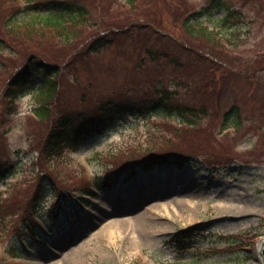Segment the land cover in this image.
Returning a JSON list of instances; mask_svg holds the SVG:
<instances>
[{"label":"rangeland","instance_id":"1","mask_svg":"<svg viewBox=\"0 0 264 264\" xmlns=\"http://www.w3.org/2000/svg\"><path fill=\"white\" fill-rule=\"evenodd\" d=\"M78 1L88 20L69 42L20 31L32 10L15 15L17 30L8 33L7 18L16 9L0 6V259L14 245L24 264H264V0L228 1L243 32L236 42L185 32L186 15L206 0ZM202 23L211 27L212 21L203 17ZM100 37L110 44L87 51ZM31 58L59 70L54 120L99 116L109 101L150 112L159 96L174 93L172 101L191 109L196 123L155 112L122 114L76 152L40 158L54 120L32 116L35 100L25 87L4 98L12 76ZM42 69L34 68L33 83ZM232 108L239 127L226 126ZM174 157L183 165L175 166ZM148 163L154 164L143 171ZM103 176L117 186L91 200L81 195ZM229 204L246 212H224ZM192 227L188 248L178 249L173 237Z\"/></svg>","mask_w":264,"mask_h":264},{"label":"trees","instance_id":"2","mask_svg":"<svg viewBox=\"0 0 264 264\" xmlns=\"http://www.w3.org/2000/svg\"><path fill=\"white\" fill-rule=\"evenodd\" d=\"M26 5L22 8L21 5L16 7L15 0H0V6L8 7V9H16L15 13L9 15L7 25V32L15 34L17 27L14 26V16L21 15L24 10H32L33 18L31 21L22 22L24 28L19 29L25 31L28 35L41 36L43 33H49L57 37L62 42H69L74 40L77 30L84 25L88 20V10L78 0H22ZM229 0H206L205 4L195 12L187 14L183 20V28L185 32L192 38L204 39L207 42H217L218 37L230 41H239L243 32L237 22H234L236 11L227 4ZM132 6L134 0H126ZM217 11H223V16L213 18V14ZM18 13V14H17ZM19 15V16H20ZM15 16V17H16ZM200 17V18H199ZM206 17L208 21H212L211 27L207 23H202V18ZM13 24V25H12ZM217 27V30L215 29ZM24 29V30H23ZM219 29V31H218ZM221 29L225 30L222 31ZM40 34V35H39ZM216 37L215 40H213ZM218 38V39H217ZM110 38L104 39L102 37L94 39L87 47V51L98 52L105 46L110 44ZM4 40L0 37V47H3ZM34 58V57H32ZM32 58L28 63L16 74L12 76L7 87L4 90V98L14 99L18 90L25 87L33 94L35 104L32 105V116L41 122H48L54 120L52 117V107L59 92V83L57 76L59 70L57 66H47L43 63H33ZM153 60V57H151ZM43 68L44 76L35 84L32 82V72L36 66ZM161 95V94H160ZM174 93H164L150 105V112L143 107H134L130 104H118L112 101L104 102L99 107L100 115L91 117L81 115L78 120H73L71 115H62L54 120V125L45 142V147L39 154L40 158L49 161L59 157L66 152H76L86 140L93 138L94 135L102 134L114 122L115 118L121 117L122 114L128 116L140 117L148 113L161 114L165 117H174L180 124L193 126L195 118L190 113L188 107L180 106L172 100ZM236 108H232L226 114V119L229 123L228 127H239L238 112ZM234 118H232V117ZM227 129V128H226ZM149 140L154 139V134L148 135ZM148 140V139H147ZM138 146V145H137ZM175 166L183 165V160L180 157H174ZM169 162V161H168ZM154 163L142 164L143 171H149ZM115 170L113 174H117ZM128 175L133 176L135 170L127 171ZM48 174V173H46ZM5 176L0 171V177ZM50 175L48 174V178ZM42 177V176H40ZM39 177V181L47 180ZM42 182L39 184L38 192L35 200L38 202L43 194L40 193ZM115 182L107 177L95 178L92 185L85 191H81V195L85 198L94 197L100 190H111L115 186ZM83 202V201H82ZM85 202V201H84ZM5 224V222H4ZM0 229L2 225L0 223ZM196 228H189L181 231L172 239V243L178 249L184 250L188 248V242ZM32 230V234L36 235L39 226ZM235 243V241H234ZM236 244V243H235ZM10 254V255H9ZM20 256V249L14 245H10L6 251L1 254L0 264H23L18 260ZM12 258V259H11ZM11 259V260H10Z\"/></svg>","mask_w":264,"mask_h":264},{"label":"bare ground","instance_id":"3","mask_svg":"<svg viewBox=\"0 0 264 264\" xmlns=\"http://www.w3.org/2000/svg\"><path fill=\"white\" fill-rule=\"evenodd\" d=\"M224 209V212H233L234 214H236V213H240V214H242L243 212H246V210H245V208H243V207H240L239 205H237V204H229V205H225V207H223ZM112 221H110L109 223H107V224H105L104 226H103V228L101 229V231L102 230H105L107 227H110L111 225H112V223H111ZM150 223H151V218L149 217V216H146L145 218H144V220H143V225H144V228L146 229V230H149L150 228H151V225H150ZM113 224H115V223H113ZM264 245V239H262L261 241H260V244H259V246L260 247H262Z\"/></svg>","mask_w":264,"mask_h":264}]
</instances>
